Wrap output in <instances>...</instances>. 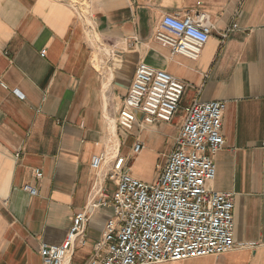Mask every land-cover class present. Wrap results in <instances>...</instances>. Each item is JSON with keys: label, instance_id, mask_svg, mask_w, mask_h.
<instances>
[{"label": "crops", "instance_id": "crops-1", "mask_svg": "<svg viewBox=\"0 0 264 264\" xmlns=\"http://www.w3.org/2000/svg\"><path fill=\"white\" fill-rule=\"evenodd\" d=\"M201 10L213 29L196 60L155 40L164 15ZM141 62L185 83L181 107L226 102L225 144L207 187L233 194L235 240L247 245L156 264H264V0H0V264H42L41 245L63 243L83 211L86 243L76 244L71 264L93 257L114 212L88 208L100 178L91 161L109 151V119L117 121ZM179 112L170 134L177 113L146 124L140 112L132 130L118 131L132 175L157 180L183 125ZM102 183L113 197L112 175Z\"/></svg>", "mask_w": 264, "mask_h": 264}, {"label": "built area", "instance_id": "built-area-1", "mask_svg": "<svg viewBox=\"0 0 264 264\" xmlns=\"http://www.w3.org/2000/svg\"><path fill=\"white\" fill-rule=\"evenodd\" d=\"M212 29L210 15L201 10L182 16L164 15L154 36L173 55L196 60ZM184 90L185 83L171 73L145 62L137 66L119 110L121 127L132 130L140 112L146 124L170 123L179 109H183V125L155 182L132 175L118 149L92 158L91 166L100 178L93 186L88 208L111 207L114 214L95 244L93 257L84 264L179 262L247 246L235 240L233 194L207 187L216 176L213 156L225 144L222 125L226 102L196 100L181 107ZM14 92L23 97L19 91ZM143 148L139 142L133 151L139 154ZM110 175L116 183L113 197L106 194L102 183ZM23 189L31 195L38 194L31 185ZM88 221L87 212H80L74 216L63 243H43L42 264H71L76 244L86 243Z\"/></svg>", "mask_w": 264, "mask_h": 264}, {"label": "rangeland", "instance_id": "rangeland-1", "mask_svg": "<svg viewBox=\"0 0 264 264\" xmlns=\"http://www.w3.org/2000/svg\"><path fill=\"white\" fill-rule=\"evenodd\" d=\"M91 34L92 35H94V32H91ZM91 35V36H92ZM91 38V37H90ZM92 40L93 41H95L94 40V37H92ZM94 42H92V44H93ZM102 42L98 39V42H95V44H93V46L95 45V46H97V47H95L94 46V50H95V52H96V55H99L100 57H101V61L103 60V58H102V55L100 54L101 53V49L98 47L100 44H101ZM97 50V51H96ZM101 61H100V63H101ZM180 114H183V111L180 109V112H179ZM184 119V118H183ZM115 124H116V130H117V127H120L119 128V130H117L116 131V134L118 133V131H119V134H120V131H128V130H125V129H123L122 127H121V125L119 124V115H118V119H117V121H115ZM174 125H178V112H177V116H176V118H175V120H174V122H173V125L172 126H170L169 127V134L171 133V131H173L174 129H175V126ZM109 133V132H108ZM117 137H118V134H117ZM113 144H115V143H113ZM113 144H111V145H113ZM116 149V148H115ZM108 153H111L110 151H108ZM168 157V156H167ZM167 161V160H166ZM164 162V158H160L158 161H155L154 162V170L155 169H157L158 167H159V165H162V163ZM126 169H128L127 167H126ZM108 170V165L105 167V171H107ZM146 171H147V173H149L150 171H149V166H148V168L146 169ZM162 171V170H161ZM161 173V172H160ZM159 176V175H158ZM136 177V176H135ZM137 178H139V177H137ZM139 179H141V178H139ZM141 180H143V181H146V179H141Z\"/></svg>", "mask_w": 264, "mask_h": 264}, {"label": "bare ground", "instance_id": "bare-ground-1", "mask_svg": "<svg viewBox=\"0 0 264 264\" xmlns=\"http://www.w3.org/2000/svg\"><path fill=\"white\" fill-rule=\"evenodd\" d=\"M109 122H110V125H111V131L113 133L112 137H111V143H115L113 145H111L109 147V151L112 152L113 148H114V145H115V148L117 150V145L118 144V137H117V134H116V124H115V120L114 119H109ZM117 152V151H116Z\"/></svg>", "mask_w": 264, "mask_h": 264}]
</instances>
